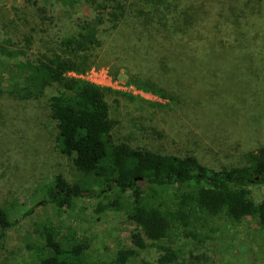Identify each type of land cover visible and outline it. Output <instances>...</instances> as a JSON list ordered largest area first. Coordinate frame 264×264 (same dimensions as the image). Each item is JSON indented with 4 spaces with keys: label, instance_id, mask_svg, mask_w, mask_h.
I'll return each instance as SVG.
<instances>
[{
    "label": "rangeland",
    "instance_id": "rangeland-1",
    "mask_svg": "<svg viewBox=\"0 0 264 264\" xmlns=\"http://www.w3.org/2000/svg\"><path fill=\"white\" fill-rule=\"evenodd\" d=\"M185 2L210 3H181ZM33 3L45 10L39 11ZM61 3L0 0V40L8 37L21 45L24 35L31 30L37 41L53 40L95 12L87 0H79L75 8ZM245 3L233 0L223 6L215 4L211 21L222 26L221 33L215 34L216 42L220 39L225 40L224 45H237L245 30L249 44L264 48V4L260 17L254 18L243 16V12L252 10ZM244 18L247 24L242 27L239 21L243 23ZM121 28L129 35L118 40L116 35L121 32L115 34L110 23L105 22L101 28L104 45L95 51L94 66L85 75L93 82L128 94L108 95L111 115L117 120V139L177 155L196 154L216 168L240 165L245 152L264 144V74L223 73L219 79L188 67L187 62L181 68H173L172 59L167 60L169 50H164L156 38L147 41L126 23ZM191 34L197 36L196 32ZM185 40L195 47V38L186 36ZM148 43L153 49L144 56ZM190 53L193 55L195 50ZM3 59L0 55V75L5 69ZM163 63L168 70H163ZM135 73L167 87L171 94L179 95L177 101L136 88L129 82L130 74ZM57 89L50 87L47 95ZM56 133V122L50 118L45 100L21 101L0 93V205L12 220L19 218L0 245V264H37L43 250L42 232L48 225L56 227L64 244L81 241L87 244L91 259L115 264L119 249L135 247L132 234L138 230L124 209L97 211L99 203L116 197V191L105 192L97 199L75 197L61 214L53 204L41 202L55 175L69 183L86 178L72 159L57 148ZM127 195L121 198L123 205L132 198L131 192ZM253 198H264V184L253 187ZM211 226L214 230L209 233L213 239L202 242L181 234L173 236L175 246L182 252L177 264L192 262V254L208 257L200 264H264V226L257 220L235 224L218 219ZM158 255L156 246L148 243L127 264H154Z\"/></svg>",
    "mask_w": 264,
    "mask_h": 264
},
{
    "label": "trees",
    "instance_id": "trees-1",
    "mask_svg": "<svg viewBox=\"0 0 264 264\" xmlns=\"http://www.w3.org/2000/svg\"><path fill=\"white\" fill-rule=\"evenodd\" d=\"M58 1L67 8L79 4V0ZM87 1L94 14L53 40L37 41L33 30L24 35L21 45L8 37L0 40V55L5 59L0 93L21 101L45 100L49 116L56 122L57 148L86 176L81 182L69 183L55 175L42 204H53L61 214L75 197L97 199L105 192L116 191V197L99 203L97 211L124 209L138 230L132 234L135 247L119 249L115 264H127L148 243L159 251L154 264H177L182 252L173 236L181 234L198 242L213 239L209 232L218 219L235 224L254 219L264 226V198H253V187L264 184V144L245 152L242 164L219 168L206 164L196 154L177 155L134 146L115 137L117 120L108 101L112 93L128 94L85 78L94 66L95 51L104 45L101 28L106 21L115 34L126 23L147 41L156 38L164 50H169L167 60L172 59L173 68L187 62L188 67L219 79L223 73L264 74V48L249 44L245 30L237 45H224L225 40L220 39L216 42L215 34L221 33L222 26L213 25V8L233 0H208L210 3L201 5L181 3L183 0ZM245 1L252 10L243 12V16L260 17L264 0ZM33 4L39 11L45 10ZM239 23L244 27L247 21L244 18ZM127 35L121 32L116 38L122 40ZM186 36L196 39L195 47L185 40ZM145 48L144 56L153 49L149 43ZM191 50H195L193 55ZM161 66L164 71L169 69L165 63ZM129 82L164 99L177 101L179 96L140 73L130 74ZM53 86L57 92L47 95ZM129 192L132 198L123 205L121 198H127ZM18 222L19 218L12 220L0 205V245ZM42 235L43 250L37 264H105L91 259L87 244L81 241L64 244L52 225L44 227ZM192 256V262L184 264L208 260L205 255Z\"/></svg>",
    "mask_w": 264,
    "mask_h": 264
}]
</instances>
